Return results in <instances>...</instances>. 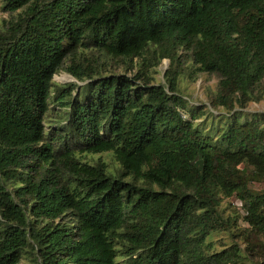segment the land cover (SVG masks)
<instances>
[{
  "label": "trees",
  "instance_id": "1",
  "mask_svg": "<svg viewBox=\"0 0 264 264\" xmlns=\"http://www.w3.org/2000/svg\"><path fill=\"white\" fill-rule=\"evenodd\" d=\"M0 11V264H264V0Z\"/></svg>",
  "mask_w": 264,
  "mask_h": 264
},
{
  "label": "rangeland",
  "instance_id": "2",
  "mask_svg": "<svg viewBox=\"0 0 264 264\" xmlns=\"http://www.w3.org/2000/svg\"><path fill=\"white\" fill-rule=\"evenodd\" d=\"M7 14L6 12H1L0 11V19L3 17H6ZM187 59V58H185ZM105 65L108 66L109 64L107 63V61L105 60ZM116 61L111 60L110 61V68L109 70L112 72H122L123 70V65H121L120 63H117L115 65ZM185 63L188 64L187 61H185ZM168 65V60L167 58H162L158 64L155 66V71L152 73L153 76V82H163L162 80V76H163V72L166 69ZM128 74L133 73L132 71L128 70L126 71ZM52 80L56 81V82H65L68 80H73V78L65 71L60 70L58 72H55L52 75ZM216 80L215 75L213 74H207V73H199L197 74V76L195 77V79L191 80L187 75L183 74L180 77V81H179V85L181 86L180 88L183 90V92L186 94V96L191 99L192 101H206L205 98V90L206 89H212L214 87V82ZM245 110L248 111H254V110H259V111H264V100H261L259 102H249L246 106H245ZM101 157L104 159H109L108 153H93V154H89L87 155V157ZM264 185V182L262 183ZM231 203L233 205H238V201L236 198L231 197ZM213 238L216 239V244H218L219 240L222 239L224 241H227L228 238H226L225 236L219 234V233H214L211 235ZM17 264H30V261L27 258H21L19 260V262Z\"/></svg>",
  "mask_w": 264,
  "mask_h": 264
}]
</instances>
